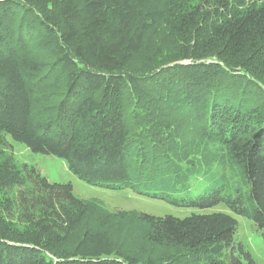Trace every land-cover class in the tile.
<instances>
[{
    "label": "trees",
    "instance_id": "1",
    "mask_svg": "<svg viewBox=\"0 0 264 264\" xmlns=\"http://www.w3.org/2000/svg\"><path fill=\"white\" fill-rule=\"evenodd\" d=\"M7 137L264 239V0H0V264H256L230 214L110 210Z\"/></svg>",
    "mask_w": 264,
    "mask_h": 264
},
{
    "label": "rangeland",
    "instance_id": "2",
    "mask_svg": "<svg viewBox=\"0 0 264 264\" xmlns=\"http://www.w3.org/2000/svg\"><path fill=\"white\" fill-rule=\"evenodd\" d=\"M7 141L17 163L34 165L50 181L70 182L76 195L83 198L98 199L110 210H138L153 215L170 214L176 217H185L192 213L201 212L228 213L238 221L235 239L241 241L249 249L256 264H264V239L261 233L251 220L233 213L223 203L204 209L181 207L171 205L163 200L139 195L128 189L114 191L90 185L73 174L63 159L54 155L33 152L25 144L10 137H7ZM200 188L198 183L194 184V191Z\"/></svg>",
    "mask_w": 264,
    "mask_h": 264
}]
</instances>
